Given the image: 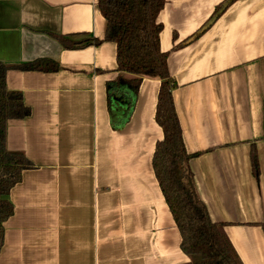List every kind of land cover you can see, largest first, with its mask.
I'll return each mask as SVG.
<instances>
[{
	"label": "crops",
	"instance_id": "1",
	"mask_svg": "<svg viewBox=\"0 0 264 264\" xmlns=\"http://www.w3.org/2000/svg\"><path fill=\"white\" fill-rule=\"evenodd\" d=\"M97 1L0 0V64L58 66L6 72L30 109L7 122L6 148L33 168L9 193L0 264L189 262L152 170L160 82L143 78L129 121L112 127L116 46ZM225 1L164 0L159 43L199 200L242 264H264V0H237L189 41Z\"/></svg>",
	"mask_w": 264,
	"mask_h": 264
},
{
	"label": "trees",
	"instance_id": "2",
	"mask_svg": "<svg viewBox=\"0 0 264 264\" xmlns=\"http://www.w3.org/2000/svg\"><path fill=\"white\" fill-rule=\"evenodd\" d=\"M237 0H226L215 9L213 16L189 41L205 33ZM164 0H98V10L106 22L104 40L116 46L118 78L108 82L107 104L113 128L125 125L133 110L135 98L143 78L160 82L154 121L161 129L162 138L154 147L152 170L163 199L180 234V249L189 258L187 264H242L224 231V225L210 221L207 210L196 193L189 160L197 154L186 153L181 129L175 113L172 91L176 88L167 65L168 54L160 49L162 25L157 18ZM101 41L88 43L98 45ZM85 42L73 43L69 48L81 47ZM67 46V47H68ZM52 73L58 66L35 62L15 67L0 64V251L3 246V224L13 214L9 201L11 189L21 181L23 171L33 165L22 153L6 148V127L11 120H22L30 115L19 92L6 88L5 76L9 69ZM121 74H129L124 79ZM126 103L122 109L120 103ZM253 176H258L257 155L251 150ZM264 235V224L260 225Z\"/></svg>",
	"mask_w": 264,
	"mask_h": 264
}]
</instances>
